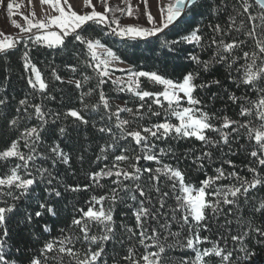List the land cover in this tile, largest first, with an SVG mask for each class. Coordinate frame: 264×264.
<instances>
[{
  "label": "trees",
  "instance_id": "obj_1",
  "mask_svg": "<svg viewBox=\"0 0 264 264\" xmlns=\"http://www.w3.org/2000/svg\"><path fill=\"white\" fill-rule=\"evenodd\" d=\"M248 3L251 8L249 13H244L241 0H198L197 5L193 6L176 25L170 26L164 32L157 34L156 37H149L146 40L121 38L112 33V29L115 27L111 23L93 25L92 22H89L88 25L84 26L82 35L86 39H99L106 48H110L120 57V62L134 71L156 72L166 78L180 81L185 74L199 70L189 57L197 55L202 61H209L215 56L217 45L212 43L213 39L216 41L223 40L225 43H231L234 40H247L246 44H242L240 48L233 50V54L237 56L242 55L243 51L254 48V41L248 40L245 33L260 23L261 7L254 0H248ZM249 14L256 16V21H249ZM233 20H235L234 24ZM242 21L243 30L237 31ZM217 25L221 29L220 32L214 31ZM197 28L200 30L198 34L203 37L200 44L181 42L176 45L170 44L168 47H161L162 42L179 41L182 36ZM256 31L260 39H264V35H261L264 29L257 28ZM25 43H27V48ZM24 51L29 52L32 63L41 71L43 78L49 84L45 95L34 91L27 83L31 77V72L30 70L25 71L23 67L22 54ZM221 54L228 55L223 52ZM85 62L92 67L86 66ZM239 63H243V61L241 60ZM73 67L77 69L75 73L71 71ZM94 68L95 61L91 60L87 54L86 47L74 41L71 36L66 38L64 47L57 49L33 45L30 40L26 41L22 38L14 49L8 50L7 54H0V99L5 100V104L0 105V151L6 149L13 140H16L25 127L40 124V120L34 114L29 119L33 109L28 108L25 112L23 108H20L19 101L27 99L30 104H40L47 113L45 117L47 124L45 131L41 133L42 140L37 145L36 153H34L37 159L30 164V169L34 177L38 176L36 168L39 167L47 168L50 173V176L46 174L43 180H38L37 184L33 186V195L30 199L22 200L18 210L8 214L10 218L6 226L9 235L5 238L7 244L4 252L8 254L10 264H29V260L37 254L46 240L62 238L61 229L65 230L64 235L73 237V244L67 246L74 247L81 254L86 248H97V245H90L86 241L76 239L82 234L79 232V227L73 226L71 221L73 217L79 218L80 214L77 209L87 210L88 201L92 196L107 197L113 188H117L119 191L118 185L113 183L117 180L115 176L101 179V186H97L94 181L89 179V175L110 167L114 160V154L123 151L120 145L128 146V154L133 155L129 143L131 138L119 141L116 148L109 149L107 159L101 155L100 148L112 142V135L118 134L115 128L116 117L112 113L117 108L124 107L133 108L135 111L143 103L145 108L140 110V114L144 116V119L134 120L131 127H136L137 124L150 127L153 123L165 122L163 110L157 108L156 105L153 104L152 108L154 111H161V115L151 116L148 113L147 105L151 104L152 98L140 101L127 90L121 91L107 77L103 78L105 83L97 87L99 77ZM53 70L61 77L60 81L55 80L52 76ZM85 75L91 79L87 83H83L81 88H76L75 81H83ZM235 76L237 73L232 71L231 77ZM231 77L225 64L214 63L208 72L200 71V75L195 81L197 84L217 79L221 81L220 85L213 84L206 89L198 88L193 93L195 97L203 101L197 107L216 117L210 122L217 127L222 122L220 118L224 116L241 122L253 119L248 116L241 117L239 115L241 102L233 103L228 98L229 94L233 93L238 97L242 96L245 91L243 86H237L238 81L233 83ZM140 85L141 90L152 92L163 90L162 85L145 77L140 78ZM124 87L126 88V85ZM89 90L93 91L91 96L85 97L86 104H97L99 102L98 93L103 91L110 107L104 109L101 105L97 111L85 110L80 98ZM18 108H20L19 112H17ZM70 109L80 111L89 121L88 124H82L72 117H65L64 113ZM54 114L60 116V119L56 120L55 123L52 122ZM13 118H18V126L16 127L9 126L8 122ZM120 118L134 119L127 112L120 113ZM171 120L177 122L175 118H171ZM60 127L65 128L63 134L59 132ZM102 127H111L113 132L111 134L101 133L99 129ZM232 127H236V125ZM223 131L230 133L227 144L220 141L217 132L206 130V136L220 141L216 146L198 141L194 137L179 139L170 137L167 140H153L152 142L156 145L153 151L158 153L161 148L171 149L161 158L162 163L179 168L185 174V181L193 186H200L205 179L215 177L217 168L223 169L226 176L228 173L235 172L239 176L251 180L253 174L248 171V168L257 167V161L249 153L256 147L255 142L247 139L246 129H240L238 133L232 132L231 128L223 129ZM56 145H59L62 152L69 157L67 164L54 158L51 149ZM21 151L28 152V149L23 146V142H21ZM204 152H210L211 156L204 157ZM98 157L100 158L98 159ZM196 157H201L199 163L203 165L202 168L193 163ZM228 161H231V164ZM16 163L20 162L15 158H9L7 162L0 161V174H3ZM135 163L141 169L149 167L155 169L161 166L155 161L144 159ZM122 167H127V164H123ZM259 172L264 174V166H259ZM142 177L139 183L143 185L147 180V174L142 173ZM48 179H52L51 184L47 182ZM119 179L126 185L135 183L134 181L123 180V177ZM230 184H237L238 186V181L234 177L225 178L217 180L215 186ZM77 186H79L80 191L69 190ZM161 187L165 191L168 190L166 185H161ZM51 189L59 191L61 195L59 197L54 194L49 196L48 193ZM211 190L209 189V191ZM135 194L138 198L137 201L129 199L127 194L120 192L123 199L117 200L111 205L106 200L102 205L105 208L112 207L115 230L114 239L105 244V253L101 258L103 264H129L124 259L129 247L135 248L137 256L145 251L143 246L138 243L140 229L136 225L134 216L138 202L143 198L139 197L138 192ZM44 199H47L48 203L55 208L57 215L46 214L43 217L34 218L31 225L20 223L25 212H32L36 208L37 201ZM261 200H264V185H258L255 189H251L247 197H240L239 209L233 205H222V211L216 215H213L210 209L206 210L207 218L201 222L202 227L195 232V235L201 238V243L196 247L202 252L206 248H211L216 242L226 251L233 253L231 264H264V236L252 232L245 237L243 246L253 253L248 261L243 259L245 253L239 251L240 243L231 240L232 235H239L243 231H247V223L241 228L238 220H251L253 225L257 227L264 225V213H255L252 210L253 205H258ZM174 204L175 201L168 198L166 207L161 212H168V206ZM96 207L99 208L101 205H96ZM155 207L159 208V205L155 204ZM164 220V216L159 217L160 223H163ZM45 224L50 227V233L43 231ZM144 224L149 228L157 226V222L151 218L144 220ZM126 228H132L136 235L133 236L128 233ZM100 230L101 226L98 225H93L91 228L92 234ZM170 230L181 232L182 235L179 237L181 241L184 237L193 235L188 232L187 226L174 222L171 223ZM153 250L149 249V251ZM165 255L172 264H180L182 260L191 264L195 258L194 250L180 245L168 249ZM204 260L206 264H219V258L214 255L205 257ZM63 264H73L72 258L65 255Z\"/></svg>",
  "mask_w": 264,
  "mask_h": 264
},
{
  "label": "snow or ice",
  "instance_id": "obj_2",
  "mask_svg": "<svg viewBox=\"0 0 264 264\" xmlns=\"http://www.w3.org/2000/svg\"><path fill=\"white\" fill-rule=\"evenodd\" d=\"M103 2L105 5V12L103 14L95 10L91 0H85V5L92 7V11L88 14H78L72 9L68 0H63V5L61 4V0H41V3L50 4L57 15L39 20L24 17L26 21V25L24 26L13 21V26L20 29L21 33L27 35L26 37H12L0 32V37H2L0 39V54H7L8 50L14 49L22 38L26 41L30 40L33 45L57 49L64 47L66 38L71 36L74 41L86 47L87 54L91 60L95 61L94 70L98 73L97 87H99V85L105 83L103 78L111 76L109 69L114 62L120 61V57L110 48H106L99 39H86L82 35L85 25H88L89 22H92L93 25H107L111 23L116 25V28L112 29V33L121 38L146 40L149 37H156L157 34L164 32L165 29L176 25L184 15L188 14L193 6L197 5L198 0H169L166 5L159 8L160 21L158 24L151 13H146L148 23L153 25L151 28L120 26L119 21L115 18L109 21L106 14L112 10L108 8L107 0H103ZM256 2L261 7L260 23L245 33L248 40L254 41V48L243 51L242 55H234L233 50L240 48L242 44H246L247 40H234L231 43H225L223 40L216 41L213 39L212 43L217 45L215 56L209 61H202L197 55L189 57L198 66L199 70L185 74L180 81H174L156 72L134 71L132 69H127L129 74L126 81L120 78L112 80V83L119 87L121 91L127 90L140 101L152 98L151 104L147 105L148 113L151 116H160L161 111H154L152 108L153 104L156 105L157 108L163 110L165 122L153 123L150 127L143 124L131 127L134 120L144 119V116L140 114V110L145 108V104L143 103L135 111L133 108L124 107L117 108L112 113L116 117L115 128L118 134L112 135V142H109L106 146H102L100 153L104 159H107L109 149L116 148L119 141L131 138L129 143L133 155L130 156L128 154V146L120 145L123 151L114 154V160L110 167L89 175V179L94 181L97 186H101V179L115 176L117 180L113 181V183L118 185L119 191L117 188H113L107 197L92 196L88 201L89 206L87 210L85 211L83 208L77 209L80 214L79 218L73 217L71 221L73 226L79 227V232L82 234L76 237L77 240L86 241L88 244L97 245L98 247L95 249L86 248L83 254H81L74 247L67 246L73 244V237L64 235L65 230L61 229L62 238L51 241L46 240L42 248L37 251V254L29 260V264H63V257L65 255L72 258L73 264H103L101 258L105 253V244L114 239L115 230L113 227L112 207L105 208L102 205L106 200L111 205L117 200L123 199L120 196V192L127 194L128 198L133 201H137L138 199L135 194L137 192L139 193V197L143 198L139 200L134 216L136 225L140 229L138 243L143 246L145 251L137 256L135 248L129 247L124 257L129 264H172L165 254L168 249L177 245L194 250L195 258L191 264H206L204 258L210 255L218 257L219 264H231L233 253L226 251L225 248L220 247L216 242L213 243L211 248H206L201 252L196 247L201 243V238L195 235V232L202 227L201 222L207 218L206 210L210 209L211 213L216 215L222 211V205H233L239 209L240 197H247L251 189H255L258 185H264V174L259 172V166H264V39H260L256 31L257 28L264 29V0H256ZM144 3L147 6V0H144ZM64 5H67V10ZM241 5L243 12L249 13L251 5L248 3V0H241ZM16 7L18 8L19 5H16ZM12 9L13 4L8 3L7 10L9 14H11ZM115 11L123 13L124 9H116ZM127 14L129 16L132 15L131 6L128 7ZM32 15L34 17L35 13ZM256 19V16L248 15L249 21H256ZM234 23L235 20H233ZM243 27L242 21L237 31H242ZM34 29L35 32L33 31ZM199 31L198 28L192 30L190 33L182 36L179 41H164L161 47H168L170 44L176 45L181 42L200 44L203 37L198 34ZM214 31H221L219 25L215 26ZM261 35H264V32ZM25 47L27 48V43H25ZM221 52L228 55H222ZM22 60L25 71L30 70L31 72V77L27 80L29 87L45 95L49 84L43 78L41 71L32 63L28 51L23 52ZM241 60L243 63H239ZM214 63L225 64L229 70L230 77L232 71L237 73V76L231 77V79L233 83L239 82L237 84L238 87H244V94L238 97L233 93L229 94L228 98L233 103L241 102L239 111L241 117L248 116L253 119L241 122L224 116L220 118L222 122L217 127L210 122L216 119V117L204 109L197 107L203 101L195 97L193 93L198 88L206 89L213 84L220 85L221 83L218 79L199 84L195 83L200 75V71L208 72ZM85 64L88 67H92L87 62ZM71 71L75 73L77 69L73 67ZM52 76L57 81L61 80V77L57 75L55 70H53ZM142 77L162 85L163 90L157 92L141 90L139 78ZM90 79L91 77L85 75L83 81H75V87L81 88L82 84L87 83ZM124 85H126V88ZM92 91L89 90L81 96L80 101L83 108L85 110L91 109L92 111H97L102 105L104 109H108L110 107L109 101L103 91L98 93L99 102L97 104L89 105L85 103V97L91 96ZM161 97L163 100H161ZM3 104H5V100L0 99V105ZM19 105L25 112H27L28 108H32L33 113L29 115V119L34 114L40 120V124L25 127L16 140H13L6 149L0 151V161L7 162L9 158H15L20 162L7 169L3 174H0V264H10L8 254L4 252L7 244L5 238L9 235V230L6 226L10 218L8 214L15 213L22 200L31 198L33 186L37 184L38 180H43L46 174L50 176L47 168H36V172L38 173L36 177L33 176V172L30 169V164L34 163L37 159L34 153H36L37 145L42 140L41 133L45 131V125L47 124L45 117L47 113L40 104H30L27 99L20 100ZM20 108L17 109V112L20 111ZM123 112L129 113L134 119H121L120 113ZM64 116L72 117L85 125L89 122L76 109L68 110L64 113ZM171 118H175L177 122H172ZM59 119V114H54L52 122L55 123ZM8 123L10 127H16L18 126V118H13ZM233 125H236V127H232ZM228 128H231L232 132L237 133L240 129H246L245 135L247 139L255 142L256 147L249 153L257 161V167L248 168V171L253 174L251 180L239 176L235 172L228 173L226 176L223 169L217 168V175L215 177L205 179L201 182L200 186H193L185 181V174L179 168L162 163L161 158L170 152L171 149L165 150L161 148L158 150V153L153 151L156 148V145L152 142L153 140H167L170 137L176 139L194 137L196 140L212 146H216L220 141L227 144L230 133L223 131V129ZM206 130L217 132L220 136V141L206 136ZM99 131L111 134L113 129L111 127H102ZM59 132L63 134L65 128L60 127ZM21 142L28 149L27 153L21 151ZM51 151L55 159H59L65 164L68 163L69 157L62 152L59 145L52 147ZM203 156L210 157L211 153L204 152ZM140 159L155 161L161 166L155 169L150 167L141 169L135 163ZM200 160L201 157H196L193 163L202 168L203 165L199 163ZM129 161L132 162L128 163ZM228 163L231 164V161H228ZM123 164H127V167H122ZM142 173L147 174V180L143 185L139 183L143 178ZM121 177H123V180L134 181L135 183L126 185L119 179ZM232 177L238 181V186L237 184L215 186L217 180ZM47 182L51 184L52 179H48ZM161 185H166L168 190L165 191ZM209 189L212 190L209 191ZM69 190L80 191V188L77 186ZM48 194L49 196L54 194L56 197L61 195L55 189H51ZM168 198L174 200L175 204L168 206V212H161L162 209H165ZM154 201L155 204L159 205V208L155 207ZM96 205H101V207L97 208ZM252 210L255 213H264V200H261L258 205L254 204ZM46 214L56 216L57 212L48 203L47 199L38 200L36 208L32 212L26 211L20 223L31 225L34 218H40ZM160 216L165 217L163 223L159 221ZM148 218L156 221L157 226L146 227L144 220ZM173 222L187 226L188 232L193 235L186 236L181 241L179 237H181L182 233L170 230L171 223ZM245 223H247V231H243L239 235H232L231 240L240 243L241 247L239 251L245 253L243 259L248 261L253 253L243 246L245 237L249 236L252 232L264 236V225L257 227L253 225L251 220H238L241 228L244 227ZM93 225L101 226V230L92 234L91 228ZM43 231L50 233L51 229L45 224L43 225ZM126 231L133 236L136 235L132 228H126ZM33 235L35 236V233ZM149 249L154 250L149 251ZM180 264H189V262L182 260Z\"/></svg>",
  "mask_w": 264,
  "mask_h": 264
},
{
  "label": "rangeland",
  "instance_id": "obj_3",
  "mask_svg": "<svg viewBox=\"0 0 264 264\" xmlns=\"http://www.w3.org/2000/svg\"><path fill=\"white\" fill-rule=\"evenodd\" d=\"M91 2L97 12L102 14L105 12L103 0H91ZM168 2L169 0H147V6H145L144 0H107V6L112 11H109L106 15L109 21L113 18L117 19L120 26L151 28L153 25L148 23L146 13H151L158 24L160 21L159 8ZM8 3L13 4L11 14L7 10ZM68 3L71 4L72 9L78 14H88L92 11V7L85 5V0H68ZM61 4L63 5V0H61ZM16 5H19V7L17 8ZM129 6L132 8L131 16L127 14ZM64 7L67 10V5H64ZM116 9H124V12L115 11ZM33 13H35L34 17ZM52 15H57V13L50 4L41 3V0H0V32L12 37H26L27 34L21 33L20 29L13 26V21L24 26L26 25L24 17L39 20ZM113 25L116 28V25ZM33 31L35 32V29ZM127 69L131 68L120 61L114 62L109 69L111 76L107 78L110 80L120 78L126 81L129 74ZM161 100H163L162 97Z\"/></svg>",
  "mask_w": 264,
  "mask_h": 264
},
{
  "label": "water",
  "instance_id": "obj_4",
  "mask_svg": "<svg viewBox=\"0 0 264 264\" xmlns=\"http://www.w3.org/2000/svg\"><path fill=\"white\" fill-rule=\"evenodd\" d=\"M256 2V0H254ZM257 3V2H256ZM259 5V4H258ZM260 6V5H259Z\"/></svg>",
  "mask_w": 264,
  "mask_h": 264
}]
</instances>
